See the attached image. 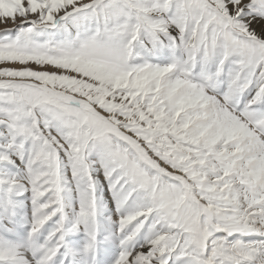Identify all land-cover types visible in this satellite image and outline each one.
<instances>
[{"label":"snow or ice","instance_id":"6c2138e0","mask_svg":"<svg viewBox=\"0 0 264 264\" xmlns=\"http://www.w3.org/2000/svg\"><path fill=\"white\" fill-rule=\"evenodd\" d=\"M0 264H264V0H0Z\"/></svg>","mask_w":264,"mask_h":264}]
</instances>
